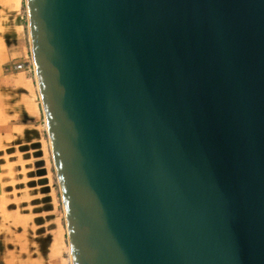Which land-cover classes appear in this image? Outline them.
<instances>
[{
    "label": "water",
    "instance_id": "obj_1",
    "mask_svg": "<svg viewBox=\"0 0 264 264\" xmlns=\"http://www.w3.org/2000/svg\"><path fill=\"white\" fill-rule=\"evenodd\" d=\"M73 264H264V0H26Z\"/></svg>",
    "mask_w": 264,
    "mask_h": 264
},
{
    "label": "crops",
    "instance_id": "obj_2",
    "mask_svg": "<svg viewBox=\"0 0 264 264\" xmlns=\"http://www.w3.org/2000/svg\"><path fill=\"white\" fill-rule=\"evenodd\" d=\"M30 50L26 0H0V224L28 215L24 208L32 203L36 219L52 213L59 233L60 185L54 175L50 180L52 149L36 72L14 68L31 61ZM4 250L0 245V264H10Z\"/></svg>",
    "mask_w": 264,
    "mask_h": 264
},
{
    "label": "rangeland",
    "instance_id": "obj_3",
    "mask_svg": "<svg viewBox=\"0 0 264 264\" xmlns=\"http://www.w3.org/2000/svg\"><path fill=\"white\" fill-rule=\"evenodd\" d=\"M50 165L53 172V174H50V180H53L54 175L55 180L58 182L54 159L50 162ZM57 200L59 201V206L56 208V222L59 223V233L53 225L54 218L52 213H45V215L36 219L33 216L36 213V209L32 203L26 204L24 208L28 215H23L22 213L20 219L15 223L8 222L5 219V222L0 224V245L5 248L4 253H6V256H4V259L6 263L72 264L60 186ZM47 210L46 208L45 211ZM18 229L19 232L17 233ZM4 233L6 236H4Z\"/></svg>",
    "mask_w": 264,
    "mask_h": 264
},
{
    "label": "built area",
    "instance_id": "obj_4",
    "mask_svg": "<svg viewBox=\"0 0 264 264\" xmlns=\"http://www.w3.org/2000/svg\"><path fill=\"white\" fill-rule=\"evenodd\" d=\"M27 7V4H26ZM29 59L31 61H23V62H17L14 64V68L15 69H28V70H33L36 72V67H35V63H34V59L32 57V52L30 50L29 53Z\"/></svg>",
    "mask_w": 264,
    "mask_h": 264
},
{
    "label": "bare ground",
    "instance_id": "obj_5",
    "mask_svg": "<svg viewBox=\"0 0 264 264\" xmlns=\"http://www.w3.org/2000/svg\"><path fill=\"white\" fill-rule=\"evenodd\" d=\"M36 78H37V74H36ZM37 81H38V79H37ZM38 87H39V84H38ZM39 89H40V88H39ZM41 96H42V95H41ZM46 123H47V121H46ZM46 126H47V129H48V125H46ZM50 145H51V144H50ZM52 155H53V153H52ZM53 158H54V157H53ZM56 170H57V168H56ZM57 176H58V182H59L60 190H61L60 177H59L58 171H57ZM69 254H70V259H71V261H72L71 247H70ZM72 264H73V263H72Z\"/></svg>",
    "mask_w": 264,
    "mask_h": 264
}]
</instances>
